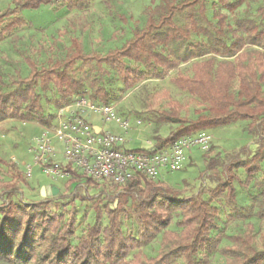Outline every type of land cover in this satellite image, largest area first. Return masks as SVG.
Here are the masks:
<instances>
[{"label":"trees","instance_id":"1","mask_svg":"<svg viewBox=\"0 0 264 264\" xmlns=\"http://www.w3.org/2000/svg\"><path fill=\"white\" fill-rule=\"evenodd\" d=\"M69 10L84 9L91 0H64ZM208 0H155L147 9L144 26L134 29L132 37L106 53L85 52L82 42L74 38L65 57L51 65L39 67L28 60L30 75L16 79L8 87L0 65V122L16 118L38 119L42 116L41 91L53 85L60 98L58 106L74 96L89 94L107 103L108 96L99 80L114 71L125 88H131L150 70L163 76L183 62L192 61V72H180L172 82L204 105L196 118L181 114L183 105L170 102L162 111V123L177 125L165 137H158L157 149H163L184 136L199 131L250 121L247 128L255 137L256 149L242 145L216 152L208 157L200 173L199 193L187 194L158 179L135 175L122 188L114 189L105 210L95 203V221L74 243L75 219L65 211L53 209L57 196L26 201L21 184L29 181L17 162L0 154V164L15 175L0 181V264H216L211 254L219 251L224 264H264V24L249 17H237L231 23L221 8L208 15ZM245 0H217L218 5L234 13ZM54 0H12L0 11V43L16 29L28 26L24 9H38ZM264 23V7L260 8ZM145 68V70L142 69ZM101 100V101H100ZM243 170V185L253 182L260 189L259 199L249 210H256L261 228L249 223L247 229L220 247L224 234L218 231L219 209L216 197L226 195L236 201L235 182ZM66 184H75L71 201L95 199L86 193L91 184L76 170H71ZM263 172V176L257 175ZM207 180L210 185L207 186ZM83 190L85 194H83ZM106 188L103 187L102 191ZM210 193L208 198L203 192ZM118 200V208L112 204ZM130 203L139 226L137 235L122 229L123 206ZM65 208V207H64ZM104 213L108 222L104 221ZM176 219L177 229L170 226ZM218 231V232H216ZM162 235L159 253L150 258L132 251Z\"/></svg>","mask_w":264,"mask_h":264},{"label":"rangeland","instance_id":"2","mask_svg":"<svg viewBox=\"0 0 264 264\" xmlns=\"http://www.w3.org/2000/svg\"><path fill=\"white\" fill-rule=\"evenodd\" d=\"M154 1L91 0L84 9L69 10L65 7L64 0H54L52 4L42 5L38 9H24L23 15L29 21L28 26L16 29L0 43L1 71L8 87H12L16 79L30 75L29 59L33 60L39 67L61 61L74 38L82 42L87 53H106L112 48L121 46L127 39L132 37L136 27L144 26L147 20V9ZM10 5H12V0H0V11ZM207 7L208 15L213 20H215L213 17L214 10L221 8L223 12L228 14L231 23H235L237 17H249L255 19L261 25L264 24L260 11V8L264 7V0H245L234 13H230L218 5L217 0H208ZM192 62L193 60L183 62L163 76H157L142 67L147 72L146 78L131 88H125L116 73L111 71L100 78L99 87H102L108 96L107 103L116 106L120 117L131 121V126L126 131L142 129L141 137L151 139L154 136L153 133L159 131L168 133L177 126L171 123H162L160 120L162 111L170 109L171 101L181 103L183 105L181 114L191 119L196 118L198 111L204 109V105L172 82V79L180 72L191 73ZM86 87L91 95V88L88 83ZM41 94L46 114H42V116L47 119L55 111L56 101L61 96L53 85L48 91H41ZM249 124L250 121H238L228 126L206 130L212 135L210 149L205 152L201 148L195 147L193 148L194 155H196L194 157L207 161L208 157L218 151L224 152L246 144L255 150V137L249 134L247 130ZM24 128L26 127L23 126L22 122L13 123L9 128L0 126V133H6L5 131H7L14 134L17 130ZM3 137L4 135L0 134V140H3ZM33 138H23L25 150L34 143ZM10 139L15 140L13 137H10ZM18 143L16 142L14 145L16 146ZM0 154L5 159L14 160L11 153L0 151ZM22 161L33 164L32 176L26 173ZM17 164L25 172L29 184H21L22 191L16 197L22 196L26 201L40 199L42 197V195L40 196V185L45 183H48V185L53 183L60 188V192L55 198L56 200L51 203V206L53 209L65 211L68 216L69 214L74 216V243H77L86 234L90 225L94 223L96 216L95 203L99 201L104 211L110 196L115 191L114 187L91 184L85 188V191L90 195H96L95 199L82 201L77 196L74 201H71V196L76 195V193L74 194L75 184H66L67 180L64 178H54L47 175L41 167L34 165L33 157L28 152L26 157ZM194 165H197V163ZM196 171L197 175L190 177L185 185L182 182L183 187H188L184 190L187 194H195L200 191L202 182L199 179L200 172L198 168H196ZM263 172L258 174L257 177H262ZM174 173L178 177L182 174V171ZM238 174L241 180L235 182L236 201L233 202L226 195L216 197L213 201V205L219 209L218 231L224 234L220 247L231 245L232 242L228 237L244 232L249 223L255 225L256 231L261 228V222L255 215L256 210H249L260 198V189L254 182L248 187L244 186L243 181H245L246 175L243 170H239ZM13 175L15 173L9 167L0 164V181H9ZM209 185L210 183L207 180V186ZM103 187L106 188L105 191H102ZM3 188V186H0V191ZM83 194H85L84 190ZM202 194L204 198H208L210 195L208 191H204ZM112 206H115V202ZM118 206L119 201L115 208L117 209ZM121 218L122 229L125 234L137 235L139 233V226L131 210L130 203L123 206ZM104 221L105 223L108 222L106 213H104ZM175 221L176 219L170 226L171 229H177ZM161 240L162 235H159L151 243L132 251L129 258L132 259L135 253H140L145 258L156 256L160 250ZM211 257L216 264H224L226 261L219 251L212 253Z\"/></svg>","mask_w":264,"mask_h":264},{"label":"built area","instance_id":"3","mask_svg":"<svg viewBox=\"0 0 264 264\" xmlns=\"http://www.w3.org/2000/svg\"><path fill=\"white\" fill-rule=\"evenodd\" d=\"M90 114H98L105 123L115 122L124 130L131 126L129 119L120 117L114 104L99 102L89 94L73 97L58 109L50 132L37 136L31 146L35 162L47 175L68 179L71 170H76L85 179L117 189L135 175L158 180L163 170L178 171L193 148L207 152L211 146L212 135L203 130L163 149H129L124 134L97 131ZM54 139L62 144L64 162L55 159ZM26 173L32 176V170Z\"/></svg>","mask_w":264,"mask_h":264},{"label":"crops","instance_id":"4","mask_svg":"<svg viewBox=\"0 0 264 264\" xmlns=\"http://www.w3.org/2000/svg\"><path fill=\"white\" fill-rule=\"evenodd\" d=\"M90 95V94H89ZM75 97V96H74ZM43 104V103H42ZM66 104V103H65ZM64 104V105H65ZM63 106V105H62ZM61 106H58L57 104L55 105V111H53L51 114L49 115L50 117H48L45 120H48V123L45 124L41 121H39L38 119H30V120H21V119H16V118H9L6 119L2 122H0V126H6L9 128V126L13 123L17 124L18 122H22L23 126H25L26 128L22 129V130H17V132H15L14 134H11L7 131H5L6 133H0L3 134V140H0V144H2L0 146V151L1 152H8L11 153V157L17 161L20 162V160L24 159L26 157V153L28 152L29 155L33 157V162L34 165L39 166L35 160H34V155L31 149L32 144L29 146V148L27 150H25L24 146H23V138H31L34 137L33 140L41 135L44 132H50V128L52 127V125L54 126V124L56 123L57 119H56V113L58 111V109ZM43 111L42 114H45V107L43 105ZM46 115V114H45ZM90 119L92 120L94 126L96 127L97 131H103V130H110L112 132L115 133H119V134H124L127 138V142L125 144V146L129 149H149V150H155L157 149V142H158V137H165L169 134L168 133H164L163 131H159L157 133H153L154 136L149 139H143L141 137V134L143 132L142 129H139L138 131L132 130V131H126L124 130L122 127H120L118 124H116L115 122H110V123H105L104 121H102V119L100 118V116L97 114H90ZM52 135V133H51ZM10 137H13L15 140H11ZM16 142H19L18 145H14ZM54 144L56 146V156L55 159L57 161L60 162H64V155H63V147L62 144L57 141L56 139H54ZM196 155H194L193 150L191 152H189L184 160V167L180 170H178L179 172L182 171V174L180 176L177 177V175L173 172H168L163 170L160 176V180L168 183L171 187L179 189V190H185L188 187H183L182 182H184V185L188 182V179L190 177H195L197 175V171L196 168H198V171L201 173V171H203V169H205L206 166V162L207 161H202L200 160L199 157H194ZM23 164L25 165V171H29L32 170V175H33V164L30 163H26L24 161H22ZM195 163H197V165H194ZM40 167V166H39ZM176 172V171H175ZM67 180V179H65ZM48 183H45L41 186L45 187L47 186ZM50 185H55V184H50ZM41 192V190H40ZM41 196V194H40Z\"/></svg>","mask_w":264,"mask_h":264},{"label":"water","instance_id":"5","mask_svg":"<svg viewBox=\"0 0 264 264\" xmlns=\"http://www.w3.org/2000/svg\"><path fill=\"white\" fill-rule=\"evenodd\" d=\"M60 192V188L57 185H47L45 187H42L41 189V195L42 197H53L57 196ZM118 200L115 201V206H112L115 208L117 206Z\"/></svg>","mask_w":264,"mask_h":264}]
</instances>
